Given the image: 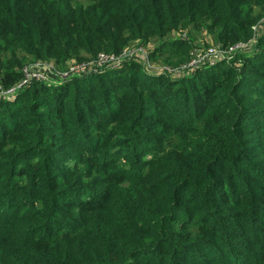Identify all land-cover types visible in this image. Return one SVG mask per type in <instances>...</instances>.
I'll return each mask as SVG.
<instances>
[{
	"label": "trees",
	"instance_id": "obj_1",
	"mask_svg": "<svg viewBox=\"0 0 264 264\" xmlns=\"http://www.w3.org/2000/svg\"><path fill=\"white\" fill-rule=\"evenodd\" d=\"M263 13L264 0H0V53H11L0 84L21 77L17 50L83 60L154 39L162 54L179 28H221L216 37L235 44ZM250 63L218 78L193 72L201 89L182 78L156 95L152 83L149 96L179 116L159 131L134 79L118 101L93 92L101 113L80 95L90 80L25 90L18 108L0 101L18 121L0 123V264H264V84L243 77L264 63Z\"/></svg>",
	"mask_w": 264,
	"mask_h": 264
},
{
	"label": "rangeland",
	"instance_id": "obj_2",
	"mask_svg": "<svg viewBox=\"0 0 264 264\" xmlns=\"http://www.w3.org/2000/svg\"><path fill=\"white\" fill-rule=\"evenodd\" d=\"M258 21H260V25H254L256 27L252 26L249 29L248 35L246 36L247 39L236 41L237 43L235 44L230 43L227 38L225 39L222 36L216 37L217 32H219L221 28L216 29L215 32H210L205 28H201L199 31L197 29H191L189 32H180L183 30L182 28L172 30L166 34L165 52L162 54H153L152 50L157 48L160 42L159 40L154 39L146 46L139 45L138 42L130 40L122 53H114L113 51L99 49L96 51V56L94 57V55H89L83 52V60H79L77 57L72 56L68 57L67 60L62 61L54 56L47 57L43 53H39V55L36 56V54H31L24 50H17L16 52H18L19 59L22 63L19 66L21 77L11 84H0V101H12L13 106L18 108L20 107L19 103L23 101V98H20L21 94L25 90L33 87L39 88L40 86L45 85L49 92L55 91L52 90L51 87H63L66 84L74 82V79L91 81L88 88H83V91H81L80 95L82 97L90 98V101H92L95 97L93 92L99 91L100 88L98 87L103 86L110 93L111 101H118L122 96V92H129V89L124 87L125 82L129 79H134L135 84L141 81L145 82L143 86L139 84L135 85V88L137 91H143L144 96L147 99L145 116L154 126H156L155 131H159L161 128L168 125V121H175L174 117L179 118V116L169 115L168 105L170 102L165 101L164 98L155 101L153 97L149 96L151 84L154 83L158 87L155 91L156 95L160 93L164 94L163 86L165 83L169 81L177 82V80L182 78L191 79L190 76L193 72H197L199 76L214 74L215 77L218 78L226 75L225 66H237L242 69V67H251L250 65H253V63L250 62L259 61L260 63H264V13L259 17ZM179 36L182 37L179 38L180 41L184 42L175 43V40H177L176 37ZM188 37V41L192 43L184 40ZM174 44L181 47L177 48L173 46ZM190 45H207L206 48L215 49L217 56L221 54L225 55H221L222 58L214 64L207 63V61L203 63L204 59H201L198 55L204 52L206 48L191 49ZM255 46L256 51L253 52L252 49ZM134 51H140L144 56L142 58L136 57ZM105 53H114L118 56V60L114 61V58H112L108 63L101 65L98 64L97 56L99 54L104 55ZM10 56L11 53L9 51H3L0 53V61L4 62L6 65ZM218 63H221L222 65L216 66ZM85 66H90L91 68L87 69ZM99 75H103V77H100ZM250 75L255 77L257 89H263V87H259L258 84H264V72L260 69L255 70L254 72H246L243 76L244 82L249 80ZM190 81L192 86L189 91L192 89H201V83L207 84L206 81H200L199 79H191ZM198 84L199 87L195 88ZM57 91H59V89ZM37 97V99L41 101V107L46 106V108H50L49 101L52 99L50 94L45 95L41 92L40 94H37ZM62 98L63 100L61 101V104H63V107L71 103V91ZM99 98H102V96ZM98 103L99 101L96 100V102L92 101L90 105H93L92 107L95 108L93 111L101 113L103 110L102 108H99ZM111 107L112 111L116 109L115 106ZM68 109H70V106H68L65 111ZM82 110L86 111V109ZM171 111L173 112L175 110L171 109ZM0 114H2L0 115V123L3 121L2 117H5L6 121H3V124H6L4 125L6 127H10L13 123L15 124L18 122L16 121L15 116L11 118L10 115L4 114L3 111H0ZM102 114L106 115L105 112ZM156 114H162L165 116L164 118H159L155 116ZM98 122L99 115H97V118L94 119L93 123L96 124ZM90 128L89 123L88 130ZM109 129L110 126L99 127V129L95 130V133L108 132ZM162 133V135H174L177 132L165 130ZM58 135H63V132L58 133ZM144 143L145 141L142 140L141 144ZM106 148L104 151H109V148ZM68 162L69 165H71L73 161ZM16 198L19 199V196ZM201 237L208 239L206 236Z\"/></svg>",
	"mask_w": 264,
	"mask_h": 264
},
{
	"label": "built area",
	"instance_id": "obj_3",
	"mask_svg": "<svg viewBox=\"0 0 264 264\" xmlns=\"http://www.w3.org/2000/svg\"><path fill=\"white\" fill-rule=\"evenodd\" d=\"M137 52L141 53L140 51H134L135 54ZM221 55L223 56L225 54H221ZM221 55L217 56L214 48H209V49L207 48V50L205 49L204 52H202L198 55V57H200L201 59H204V61L205 62L207 61V63L214 64V63H216V61H218L222 58ZM112 58H114V61L118 60V56H116L114 53H112V54L111 53H105L104 55L99 54L97 56V63L100 65L104 64V63H108L110 61V59H112ZM86 68L90 69L91 67L88 66ZM38 76H40V75H38Z\"/></svg>",
	"mask_w": 264,
	"mask_h": 264
}]
</instances>
